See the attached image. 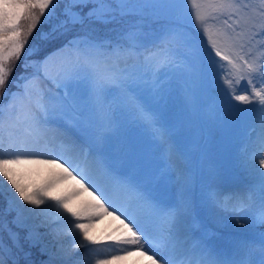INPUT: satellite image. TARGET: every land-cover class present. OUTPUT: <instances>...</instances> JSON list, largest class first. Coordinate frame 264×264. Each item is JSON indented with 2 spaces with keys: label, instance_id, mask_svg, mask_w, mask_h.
<instances>
[{
  "label": "snow or ice",
  "instance_id": "6c2138e0",
  "mask_svg": "<svg viewBox=\"0 0 264 264\" xmlns=\"http://www.w3.org/2000/svg\"><path fill=\"white\" fill-rule=\"evenodd\" d=\"M42 22L58 46L13 79ZM0 176V264H34L22 239L41 264H264V0H0Z\"/></svg>",
  "mask_w": 264,
  "mask_h": 264
},
{
  "label": "bare ground",
  "instance_id": "6f19581e",
  "mask_svg": "<svg viewBox=\"0 0 264 264\" xmlns=\"http://www.w3.org/2000/svg\"><path fill=\"white\" fill-rule=\"evenodd\" d=\"M18 171L20 172V175H22L23 178L30 179L37 186H39V185L44 184L53 175L58 174L61 170L56 169V168H49L45 166L25 165V166H22ZM94 182L98 186H103L105 189H107L109 192L112 193V198L117 203V206L121 204H124L125 206H127L126 197L122 193L113 191L111 186L108 184L107 180L102 175L94 174ZM76 187L78 186L75 185V182L69 180V181H64L61 184L57 185L51 191L53 194L63 195L65 193H70ZM237 189L238 188H234L228 191H234ZM101 199H103V197H101ZM90 200H91V197H89L87 193H83L81 196L75 197L72 203H73V206H79ZM109 210L111 211L112 209L109 208ZM106 227H110L112 230L106 229ZM119 227H121L119 225V221L114 220L110 216H104L102 218H97L90 228V234L93 237L100 239L102 241V244L97 245L95 247L104 248V247H107V244H111V242H109L107 237L109 235H113L112 233L115 232ZM244 231L245 230L242 229L240 230V233L238 234H242ZM145 247L148 248L149 246L145 245ZM139 259L140 258L138 257H132L125 261L119 262V264H134V261H137ZM142 262H144V264H147L146 261L141 260V263Z\"/></svg>",
  "mask_w": 264,
  "mask_h": 264
},
{
  "label": "rangeland",
  "instance_id": "374dc122",
  "mask_svg": "<svg viewBox=\"0 0 264 264\" xmlns=\"http://www.w3.org/2000/svg\"><path fill=\"white\" fill-rule=\"evenodd\" d=\"M251 2L253 4H255L257 6V8L260 7V0H251ZM43 20V18H42ZM48 30V25L44 24L43 22L41 23V25H39L36 29V31L33 33V36L30 38L29 40V44L26 46V49H25V54L22 55L21 57V61L23 64L24 62V57L25 55L27 54L28 52V48L30 47H36L38 46V51L35 52L34 55L30 56L29 59L32 60V61H36V60H39L41 57H43L44 55L50 53L55 47L58 46V43L59 42H55V43H47V42H44L42 40L39 39V35L41 32L43 31H47ZM195 35H199L198 33H195ZM201 45L203 46V38H201ZM203 56H204V59L207 60V61H211L212 57L214 56V53L211 52L209 49L207 48H204L203 50ZM216 59L218 60L219 58L216 57ZM20 61V62H21ZM25 70L23 69V71H21L20 73H18L17 75H15L13 77V79H16L17 77H19L22 73H24ZM243 82L241 83V87H243ZM12 90L15 91V87L13 86L12 87ZM126 134L130 137H140V136H145L146 133L144 132L143 129H140V128H137V127H130ZM20 173V172H19ZM19 179L20 181L27 185V186H37L32 180L30 179H25L22 177V175H19ZM0 181L3 182V192L7 195L9 194L8 193V190L11 189V185L8 184V182L2 177L0 176ZM224 190L225 191H228V190H231V189H234V188H238L240 187V185H238L237 183H234L232 181H228L224 184ZM11 192L14 193L15 190L14 189H11ZM18 195V194H17ZM3 203V199L0 198V204ZM20 203H23V201H20ZM24 207L26 208H30L31 206L30 205H24ZM37 211H39L37 209ZM106 229H110L112 230L110 227H106ZM113 235L116 234V231L112 233ZM23 236V234H22ZM111 242V241H109ZM22 244H23V247H24V250L25 251H31L32 253V256H31V260L34 262V264H41V261H44L47 259V256L46 255H43L40 253L39 251V246L35 247V248H30L28 243L27 242H24L23 239H22ZM110 244H107V246H109ZM22 264H23V261H22ZM141 264H144V262H142Z\"/></svg>",
  "mask_w": 264,
  "mask_h": 264
},
{
  "label": "trees",
  "instance_id": "16d2710c",
  "mask_svg": "<svg viewBox=\"0 0 264 264\" xmlns=\"http://www.w3.org/2000/svg\"><path fill=\"white\" fill-rule=\"evenodd\" d=\"M22 61L21 62H18L17 63V65H16V70H15V72L13 73V77L15 76V75H17L18 73H20L21 71H23V68H22ZM12 77V78H13ZM10 87H13V86H10Z\"/></svg>",
  "mask_w": 264,
  "mask_h": 264
}]
</instances>
